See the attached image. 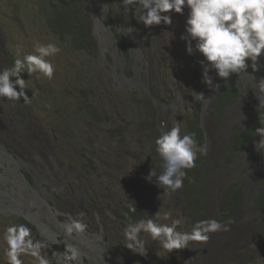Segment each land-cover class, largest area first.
I'll return each mask as SVG.
<instances>
[{
	"label": "rangeland",
	"instance_id": "obj_1",
	"mask_svg": "<svg viewBox=\"0 0 264 264\" xmlns=\"http://www.w3.org/2000/svg\"><path fill=\"white\" fill-rule=\"evenodd\" d=\"M55 4L54 0H0L1 69L10 67L9 60L16 58L17 45L22 46L21 58L33 50L34 41L56 42L61 48L51 58L56 66L53 79L23 73L29 103L0 97V217L21 216L41 233L60 231V223L67 214L79 213L78 208L72 213L59 211V202L76 207L84 197L76 189L75 179L61 167L51 131L64 126L60 115L67 112V107L75 112L83 109L84 99L77 105V82L91 76L98 86V96L110 92L109 98L120 108L133 103L142 108L145 121L150 119L153 109L160 121L159 132L162 125L170 128L175 119L182 122L184 131V117L193 114L202 101L201 128L208 145L204 155L208 163V219L223 220L221 206L236 184L242 190V198L235 225L248 236L238 241L235 230L212 233L207 242H202L199 257L193 261L185 259L182 264H264V149L257 151L255 143L260 137L253 132L243 151L231 150L237 133L264 124V98L257 96L255 84L264 79V53L258 58L257 71H253L250 60L246 61L249 66L245 71L255 81L251 76L235 73L222 80L214 70L210 71L214 85H232L237 90L236 102H225L223 106L215 103L218 92L202 82L200 62L204 57L198 52L187 54L186 41L181 39L186 35L187 7L182 15L169 13L171 25L145 27L137 21L131 6L125 12L123 0H73L71 9L90 37L87 48L76 49L67 32L61 35L55 25L48 23ZM129 27L134 29L132 33L123 31ZM115 32L128 40V56L117 46ZM65 37L69 40L65 41ZM192 43L194 47L195 41ZM201 93L210 99L207 105L197 95ZM87 120L95 123L93 117ZM32 146L43 148L44 157L27 154ZM94 234L88 230L77 237L78 246L86 254L85 264H97L93 256L100 251L94 246ZM58 239L61 243L52 245L50 250L63 253V237ZM102 245L106 250L104 242Z\"/></svg>",
	"mask_w": 264,
	"mask_h": 264
},
{
	"label": "trees",
	"instance_id": "obj_2",
	"mask_svg": "<svg viewBox=\"0 0 264 264\" xmlns=\"http://www.w3.org/2000/svg\"><path fill=\"white\" fill-rule=\"evenodd\" d=\"M54 1L57 4L53 6L54 15L48 19V23L55 25L61 35L67 32L68 34H65L70 36L76 49L87 48L90 37L82 30L79 16L71 9L73 0ZM114 36L120 51L128 56L130 46L126 37L116 32ZM64 39L69 40L68 37ZM15 59L10 58V66L14 64ZM93 79L91 76L81 77L80 82H77V105L84 99L83 109L78 108L75 112L74 108L67 107V112L60 115L64 126L60 125L51 131L53 147L62 161L61 167L75 179L76 189L82 192L84 197L76 207L65 206L64 201L59 202V211L72 213L78 208L76 211L85 213L82 219L88 225L87 231L95 234L100 232L102 225L106 250L102 256L98 252L93 256L97 264H182L185 259L196 260L201 253L202 242H190L188 248L169 253L161 248L158 241L142 234L146 240V251L138 254L125 246L127 242L124 228L129 222L157 219L155 215L165 211L171 212V218L158 222L171 224L172 220L179 219L181 223L177 225L178 231H188L196 221L208 219L205 185V167L208 163L204 155L199 156L195 168L187 170L188 175L184 179L183 187L174 193L158 187L155 178L148 181L146 178L151 169L157 174L163 170V161L155 150V140L160 134V121L155 111L152 109L150 119L145 121L142 108L134 106L133 103L120 108V104L109 98L112 96L110 92L98 96V86ZM237 95V90L232 85L223 86L218 91L215 103L233 104ZM201 102L193 114L184 117L183 122L184 132H195L198 142L203 145L205 138L201 128ZM89 116L95 119V123L93 120H87ZM257 118L260 119V116ZM25 132L28 133L26 130ZM253 132L254 129L251 128L250 131H243L234 136L231 146L233 153L245 149L252 139ZM31 150L27 153L30 156L35 158L36 153L44 157L43 148L40 150L32 146ZM25 151L27 152V146H24ZM47 176L50 178L48 174ZM25 177L30 179L27 174ZM236 187L237 185L233 184L228 198L221 206V222L225 224L231 221L229 231L235 230L237 240L243 241L248 233L244 236L242 227L235 225L242 198V190ZM260 201L262 199L258 203ZM132 208L135 211H132ZM97 213L101 218L100 224L95 220L94 214ZM21 223L31 228L34 238L43 239L37 227L26 218L16 215L0 217V264H6V246L2 240L4 229ZM47 251L51 256L53 252L50 249ZM23 259L24 264H34L31 257L25 256Z\"/></svg>",
	"mask_w": 264,
	"mask_h": 264
},
{
	"label": "clouds",
	"instance_id": "obj_3",
	"mask_svg": "<svg viewBox=\"0 0 264 264\" xmlns=\"http://www.w3.org/2000/svg\"><path fill=\"white\" fill-rule=\"evenodd\" d=\"M123 5L125 12L130 11L131 6L137 21L145 27L162 23L171 25L173 21L169 13L182 15L187 7L189 13L186 35H182L181 39L186 41L187 54L198 52L204 57L200 62L203 68L202 82L212 91L218 92L220 88L219 84H213V77L209 75L212 70L222 80H227L233 73L251 76L245 71L249 66L246 61L249 60L252 62L253 71L258 70V58L264 53V0H123ZM123 31L130 34L134 29L129 27ZM32 47L33 50L21 58L22 46L17 45L14 64L0 69V97L7 101H31L25 92L27 87L22 73H27L29 77L36 74L37 78L42 75L49 80L54 77L56 66L51 58L57 56L61 48L56 42L40 41H34ZM255 84L257 96L264 98V79ZM197 95L207 105L210 99H206L202 93ZM254 132L260 137L255 143L257 151L264 149V124ZM196 137L195 132H184L182 122L176 119L170 128L162 125L155 140V150L163 161V170L157 174L151 169L146 179L152 181L155 178L157 186L169 193L181 189L188 175L187 170L195 168L199 156L207 155L208 152L207 143L201 145ZM132 211L135 209L132 208ZM84 216L85 213L82 212L76 216L67 214V218L60 223V231H41L43 239L34 238L31 228L26 224L7 226L2 236L6 246V264H24L25 256L33 258L34 264H85L86 254L76 242L77 237L84 236L87 232L88 225L82 219ZM94 216L97 224H100L99 214ZM155 217L157 219H140L127 224L124 237L128 249L138 254L145 253L146 240L142 234L158 241L162 249L171 253L188 248L190 242H207L212 233L230 230L228 225L216 219H204L196 221L188 231H178L177 225L181 223L179 219L172 220L171 224L158 222L168 221L171 218L170 211L162 214L158 212ZM228 224L230 225L231 221ZM61 236L65 251L53 252L49 256L47 250L52 245L61 243L58 239ZM103 240L101 225L100 232L93 236L94 246L101 256L105 251Z\"/></svg>",
	"mask_w": 264,
	"mask_h": 264
}]
</instances>
